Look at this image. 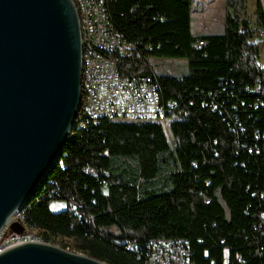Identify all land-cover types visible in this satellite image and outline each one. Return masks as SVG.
<instances>
[{
  "label": "trees",
  "instance_id": "obj_1",
  "mask_svg": "<svg viewBox=\"0 0 264 264\" xmlns=\"http://www.w3.org/2000/svg\"><path fill=\"white\" fill-rule=\"evenodd\" d=\"M245 2L227 0L222 31L208 34L191 31L190 0H105L131 46L117 73L155 85L165 120H91L80 98L20 209L27 228L106 264H145L155 241L188 264H264V46ZM153 58H184L185 71L157 73Z\"/></svg>",
  "mask_w": 264,
  "mask_h": 264
},
{
  "label": "water",
  "instance_id": "obj_2",
  "mask_svg": "<svg viewBox=\"0 0 264 264\" xmlns=\"http://www.w3.org/2000/svg\"><path fill=\"white\" fill-rule=\"evenodd\" d=\"M80 98L71 0H0V230L56 157ZM0 264L106 263L29 241L2 250Z\"/></svg>",
  "mask_w": 264,
  "mask_h": 264
},
{
  "label": "built area",
  "instance_id": "obj_3",
  "mask_svg": "<svg viewBox=\"0 0 264 264\" xmlns=\"http://www.w3.org/2000/svg\"><path fill=\"white\" fill-rule=\"evenodd\" d=\"M71 3L78 22L84 114L91 120L106 117L128 122L163 123L165 113L156 86L147 79L125 78L117 73L116 55L127 56L131 46L114 30L105 0H71ZM248 17L252 37L264 46V24H257L254 10ZM200 44L198 42L197 47ZM20 209L8 217L0 230V252L21 242L45 243L24 225ZM14 225H20L22 230L18 233L10 231V226ZM145 264H188V260L178 244L155 241L150 244Z\"/></svg>",
  "mask_w": 264,
  "mask_h": 264
},
{
  "label": "rangeland",
  "instance_id": "obj_4",
  "mask_svg": "<svg viewBox=\"0 0 264 264\" xmlns=\"http://www.w3.org/2000/svg\"><path fill=\"white\" fill-rule=\"evenodd\" d=\"M227 0H190V28L194 33L204 32L208 34L222 31L223 16ZM264 10V0H258ZM246 13L251 16L255 7V0H246ZM231 11V9H228ZM262 62V60H261ZM149 64L157 73L181 75L185 71L186 61L184 58H153ZM62 205L60 201H51L49 208L58 209ZM35 232V231H33ZM36 233V232H35ZM53 245L65 244L71 246V241L60 238L53 241ZM65 250H69L67 247Z\"/></svg>",
  "mask_w": 264,
  "mask_h": 264
},
{
  "label": "crops",
  "instance_id": "obj_5",
  "mask_svg": "<svg viewBox=\"0 0 264 264\" xmlns=\"http://www.w3.org/2000/svg\"><path fill=\"white\" fill-rule=\"evenodd\" d=\"M191 23V22H190ZM194 33H196V32H194ZM199 33H204V32H199Z\"/></svg>",
  "mask_w": 264,
  "mask_h": 264
}]
</instances>
